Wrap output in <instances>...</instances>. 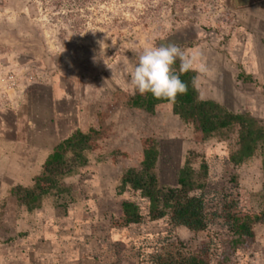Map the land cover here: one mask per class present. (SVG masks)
<instances>
[{"label": "rangeland", "instance_id": "374dc122", "mask_svg": "<svg viewBox=\"0 0 264 264\" xmlns=\"http://www.w3.org/2000/svg\"><path fill=\"white\" fill-rule=\"evenodd\" d=\"M244 2L0 0V264H145L135 258L138 248L153 251L163 239L192 249L212 241V264L224 254L229 264H264V226L256 225L254 242L232 254L223 246L227 233L219 223L201 234L166 220L123 229L110 225L124 200L138 203L146 215L144 200L116 195L121 173L138 166L142 137L158 144L160 186L176 185L193 152L196 170L201 159L207 164L209 199L230 192V175L236 173L231 195L258 209L264 152L232 169L227 159L235 134L197 144L170 104L148 114L124 103L134 92L127 81L139 54L176 44L192 60L201 99L264 125V22ZM255 11L264 14L263 8ZM240 72L253 82L240 81ZM108 104H116L107 120L112 132L87 154L86 166L63 180L71 196L46 198L33 212L18 207L9 189L30 186L53 147L75 129L95 127L97 113Z\"/></svg>", "mask_w": 264, "mask_h": 264}, {"label": "trees", "instance_id": "16d2710c", "mask_svg": "<svg viewBox=\"0 0 264 264\" xmlns=\"http://www.w3.org/2000/svg\"><path fill=\"white\" fill-rule=\"evenodd\" d=\"M179 69V61L175 65ZM188 85L183 95L173 100H157L151 93L141 95L134 89L132 95H125L124 103L128 108L154 114L159 105L170 104L171 111L192 132L194 143L203 144L212 139L224 140L235 134V148L228 155V165L238 169L257 155L264 152V125L248 113H233L213 100H203L195 86L196 72L190 70L180 74ZM243 83H252L251 76L238 73ZM116 104H108L96 115V126L86 132L75 129L69 136L53 147L44 159L40 172L32 178L30 186L15 185L9 189V196L18 207L27 212L39 210L46 198L55 202L71 196V188L63 184L66 177L77 172L88 163L87 154L96 151L99 144L108 139L112 124L107 123ZM141 154L137 167L125 169L119 178L116 195L132 193L146 202V215L133 200L121 202L110 225L123 229L133 225H142L145 221L157 223L166 220L173 228L185 229L192 234H201L211 225L219 223L227 233L224 248L235 253L242 247L254 242L256 225L264 226V185L257 193V208L249 209L243 205L237 195H231L236 189L238 176L230 175V192H223L208 198L207 164L201 159L199 169L193 167L197 158L189 152L183 166L178 170L176 185L160 186L157 174L159 158L158 144L152 137L140 139ZM215 207L210 210L212 203ZM66 206V205H65ZM215 244L202 242L195 249L181 242L163 239L153 251H140L135 258L145 264H212ZM230 253V254H231ZM229 256L224 254L217 264H229Z\"/></svg>", "mask_w": 264, "mask_h": 264}, {"label": "clouds", "instance_id": "9594fccd", "mask_svg": "<svg viewBox=\"0 0 264 264\" xmlns=\"http://www.w3.org/2000/svg\"><path fill=\"white\" fill-rule=\"evenodd\" d=\"M177 61L178 70L175 67ZM190 70L192 60L186 52L176 44H168L144 49L130 73L127 68L125 72L130 75L128 86L141 95L151 93L157 100L174 101L178 95L187 92L188 85L180 78V74ZM199 70H205L203 64Z\"/></svg>", "mask_w": 264, "mask_h": 264}, {"label": "crops", "instance_id": "0c3cea01", "mask_svg": "<svg viewBox=\"0 0 264 264\" xmlns=\"http://www.w3.org/2000/svg\"><path fill=\"white\" fill-rule=\"evenodd\" d=\"M249 0H245V6L243 8L247 9L248 11L249 10H254L253 13H256L255 15L258 17V21L260 23H263L264 22V14L262 13H258L257 11L255 10H258V9H264V0H259V1H254V0H251L250 2H248ZM246 2L248 4H246ZM263 11V10H262Z\"/></svg>", "mask_w": 264, "mask_h": 264}]
</instances>
